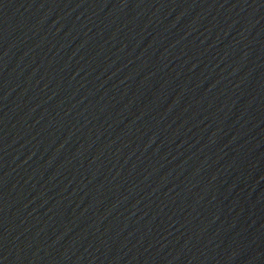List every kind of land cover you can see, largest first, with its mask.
Listing matches in <instances>:
<instances>
[{"label":"water","instance_id":"water-1","mask_svg":"<svg viewBox=\"0 0 264 264\" xmlns=\"http://www.w3.org/2000/svg\"><path fill=\"white\" fill-rule=\"evenodd\" d=\"M0 264H264V0H0Z\"/></svg>","mask_w":264,"mask_h":264}]
</instances>
